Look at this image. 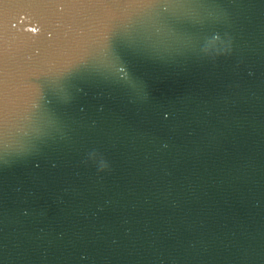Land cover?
<instances>
[{
  "label": "water",
  "instance_id": "water-1",
  "mask_svg": "<svg viewBox=\"0 0 264 264\" xmlns=\"http://www.w3.org/2000/svg\"><path fill=\"white\" fill-rule=\"evenodd\" d=\"M0 264H264V0H0Z\"/></svg>",
  "mask_w": 264,
  "mask_h": 264
}]
</instances>
